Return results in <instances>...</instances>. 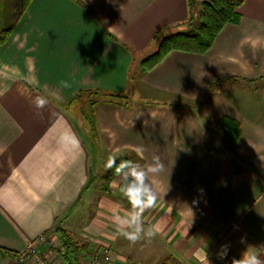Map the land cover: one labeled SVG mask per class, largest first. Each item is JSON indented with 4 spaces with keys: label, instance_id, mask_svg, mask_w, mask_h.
Masks as SVG:
<instances>
[{
    "label": "crops",
    "instance_id": "1",
    "mask_svg": "<svg viewBox=\"0 0 264 264\" xmlns=\"http://www.w3.org/2000/svg\"><path fill=\"white\" fill-rule=\"evenodd\" d=\"M201 1L30 0L0 21V29L12 26L0 44V264H13L29 243L65 264L59 229L86 244L81 264L117 237L111 214L131 206L115 173L103 185L108 170L91 166L85 136L108 156L160 158L157 184L169 189L145 212L144 227L162 226L156 236L177 264H200L205 252L211 264H231L248 245L264 259V0H243L238 22L204 53L171 50L139 68L156 37L182 27ZM86 89L117 97L93 106L95 130L73 99ZM37 95L48 99L43 109ZM221 117L239 123L236 140L222 132ZM87 205L88 221L76 224ZM225 243L228 257L218 260Z\"/></svg>",
    "mask_w": 264,
    "mask_h": 264
},
{
    "label": "trees",
    "instance_id": "2",
    "mask_svg": "<svg viewBox=\"0 0 264 264\" xmlns=\"http://www.w3.org/2000/svg\"><path fill=\"white\" fill-rule=\"evenodd\" d=\"M30 0H19V11L21 13ZM243 0H202L196 12H191L189 20L197 19V27L193 31L176 32L165 36L157 44V48L140 61V71L145 72L159 63L161 59L171 50H181L194 53H204L213 43L216 35L221 28L227 23H237L240 14L237 11ZM195 0H188L189 8L195 4ZM194 15L196 17H194ZM12 26L0 29V44L7 38ZM86 95L95 97V100H89L90 116L85 113V109H81V113L92 130H95V119L93 114V106L99 102H109L117 99L115 95H107L99 90H79L74 96V100H78L80 96ZM114 98V99H113ZM219 125L222 132L229 140H236L240 133L239 123L228 117H221ZM120 158L129 159L126 156ZM115 173L114 169L108 171L106 181L108 182ZM60 247L57 248L60 256L65 264H81L83 255L87 254L86 244L74 240L65 230H57ZM91 253V252H90ZM171 259L168 257L165 262Z\"/></svg>",
    "mask_w": 264,
    "mask_h": 264
},
{
    "label": "clouds",
    "instance_id": "3",
    "mask_svg": "<svg viewBox=\"0 0 264 264\" xmlns=\"http://www.w3.org/2000/svg\"><path fill=\"white\" fill-rule=\"evenodd\" d=\"M62 86L68 88L71 87V84L63 81ZM34 103L38 109H43L48 104V99L45 96L37 95ZM67 135L65 133L64 137ZM73 142H76L74 137ZM133 151L143 159V146L138 145ZM121 155H110L106 161L105 169H114L115 174L120 178V191L129 202L131 208L123 213L120 211L112 212L111 221L116 226L118 234L135 245L142 240L151 241L162 231L160 224H156L146 230L143 217L146 211L157 207L158 200L161 196H165L169 188L161 192L157 184L156 177L164 171V165L159 157H153L151 163L141 164L132 159L120 158ZM199 191L203 193V189H199ZM193 203L195 204L196 201L194 200ZM193 218L194 213L192 212V220ZM240 243L247 244L246 237H241ZM230 247V243L222 244L217 251V259L226 260ZM202 255L203 259L200 264H211L208 253L205 252ZM231 264H264V259L248 245L239 258H232Z\"/></svg>",
    "mask_w": 264,
    "mask_h": 264
},
{
    "label": "rangeland",
    "instance_id": "4",
    "mask_svg": "<svg viewBox=\"0 0 264 264\" xmlns=\"http://www.w3.org/2000/svg\"><path fill=\"white\" fill-rule=\"evenodd\" d=\"M18 0H0V21H8L11 18H16V14L19 11ZM195 12V11H194ZM20 14V13H19ZM194 17H196L194 15ZM197 19L186 21L182 27L177 28H167L163 33L159 34L154 40L151 48L148 50V53H152L156 48L159 41L168 36L170 34L176 32H187L193 31L197 27ZM130 97V96H129ZM95 100V97H90L86 95V93L76 101L77 108L82 111L81 109H85V113L89 114L90 116V106H88L89 100ZM120 102H128L134 103L135 100L129 98L127 100L118 99ZM88 124V123H87ZM87 139V140H86ZM85 140L87 142V146L89 148L91 154V166L95 168V170L100 171V174H104L107 170L105 169L106 158H108V153L105 152L104 148L101 147L98 143L92 144L88 137L85 136ZM126 156L129 158L127 153H123L121 155ZM110 171V169L108 170ZM109 182L103 181V185L107 186ZM92 206L87 205L86 209L83 213H81L79 219L75 221V223H83V221H88L90 215L92 214ZM107 244V243H106ZM109 245V244H107ZM110 248L114 254V264H162L171 256L173 252L169 247L168 243H165L162 238L155 236L151 241L142 240L137 242L135 245L131 244L127 239L120 236L117 233V237L110 242ZM171 258V257H170ZM166 264H177L175 259H169Z\"/></svg>",
    "mask_w": 264,
    "mask_h": 264
},
{
    "label": "built area",
    "instance_id": "5",
    "mask_svg": "<svg viewBox=\"0 0 264 264\" xmlns=\"http://www.w3.org/2000/svg\"><path fill=\"white\" fill-rule=\"evenodd\" d=\"M41 241L47 242L51 247H55V243L40 235ZM31 259L34 264H54L47 259L42 253L36 251L32 243H29L25 250L15 256L13 264H31L28 260ZM114 254L109 245H102L89 255V264H114Z\"/></svg>",
    "mask_w": 264,
    "mask_h": 264
}]
</instances>
